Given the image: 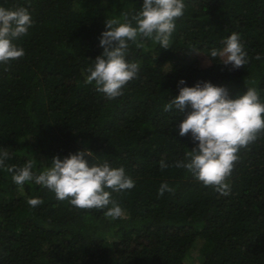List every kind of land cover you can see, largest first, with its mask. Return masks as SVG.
<instances>
[{
    "label": "trees",
    "instance_id": "obj_1",
    "mask_svg": "<svg viewBox=\"0 0 264 264\" xmlns=\"http://www.w3.org/2000/svg\"><path fill=\"white\" fill-rule=\"evenodd\" d=\"M184 3L168 50L151 39L138 40L142 47L129 42L126 59L140 65L138 78L121 97L107 100L94 82L85 83L86 69L103 53L106 19L123 13L131 19L143 0H0L6 9L28 8L34 22L28 35L13 41L24 57L7 71L0 65L6 165L33 160L38 174L53 157L88 150L89 165L107 161L135 181L132 190L112 193L126 213L113 220L106 209H77L34 182L21 191L13 174L0 169V264H186L197 241L199 264H264V133L241 150L228 180L231 192L222 196L175 167L197 146L190 133L179 135L191 109L184 115L163 110L178 96L180 80L187 87L224 86L230 98L255 87L264 103V0ZM232 33L248 54L243 68L219 58L206 67L172 63L185 51L211 59V50L222 49ZM161 159L168 168L161 170ZM162 183L175 193L159 196ZM30 198L43 203L31 207Z\"/></svg>",
    "mask_w": 264,
    "mask_h": 264
},
{
    "label": "clouds",
    "instance_id": "obj_2",
    "mask_svg": "<svg viewBox=\"0 0 264 264\" xmlns=\"http://www.w3.org/2000/svg\"><path fill=\"white\" fill-rule=\"evenodd\" d=\"M184 0H143L141 10L129 18L123 13L121 18L106 19V31L101 33L99 46L102 55L94 61V66L86 71V84H93L96 92L107 100L123 95V89L138 78L140 65L129 62V42L137 47L143 45L140 39H151L168 50L176 30V22L184 16ZM121 19L123 22H121ZM135 22V27L133 26ZM31 14L26 7L14 10L0 6V65L8 70L11 62L22 59L25 51L13 41L28 35L33 27ZM220 50L213 48L206 63L216 58L233 69L243 68L249 62L247 51L237 33H232L223 41ZM256 60L261 56L257 55ZM254 83V82H253ZM178 83L179 94L164 105V112L173 108L180 113L190 108L179 124V135L191 134L197 144L187 151L175 167L185 169L205 188L211 187L222 196L231 192L228 180L240 159V152L253 144L264 133V103L260 101L255 87H248L244 94L230 98L224 86L211 82H197L193 87ZM198 142V143H197ZM88 150L69 154L63 160L53 157L50 166L38 174L33 171L34 161L28 160L23 167L8 166L7 150L0 151V169L12 173L13 182L23 191L26 183L34 182L51 192L58 201L67 200L80 210H105L104 215L113 220L126 215L121 206L112 198V193L132 190L135 181L126 175L125 169L112 168L107 161L100 165H89L85 157H91ZM161 170L169 165L161 159ZM175 193V188L162 183L158 195ZM27 203L37 207L43 203L39 198H30ZM110 206V207H109Z\"/></svg>",
    "mask_w": 264,
    "mask_h": 264
},
{
    "label": "rangeland",
    "instance_id": "obj_3",
    "mask_svg": "<svg viewBox=\"0 0 264 264\" xmlns=\"http://www.w3.org/2000/svg\"><path fill=\"white\" fill-rule=\"evenodd\" d=\"M207 58L195 51H185L181 55L177 56L172 63L174 64H184L195 62L201 67H206L208 63H206ZM202 247V241H197L193 247V249L188 254V259L186 260V264H199L200 260V250Z\"/></svg>",
    "mask_w": 264,
    "mask_h": 264
}]
</instances>
